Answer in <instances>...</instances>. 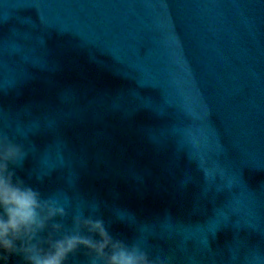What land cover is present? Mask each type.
Wrapping results in <instances>:
<instances>
[{"label":"water","instance_id":"1","mask_svg":"<svg viewBox=\"0 0 264 264\" xmlns=\"http://www.w3.org/2000/svg\"><path fill=\"white\" fill-rule=\"evenodd\" d=\"M0 126L54 222L264 264V0H0Z\"/></svg>","mask_w":264,"mask_h":264},{"label":"clouds","instance_id":"2","mask_svg":"<svg viewBox=\"0 0 264 264\" xmlns=\"http://www.w3.org/2000/svg\"><path fill=\"white\" fill-rule=\"evenodd\" d=\"M25 156L0 126V264H79L78 256L83 264H172L165 253L113 235L101 217L74 215L69 228L54 222L64 209L17 175Z\"/></svg>","mask_w":264,"mask_h":264}]
</instances>
